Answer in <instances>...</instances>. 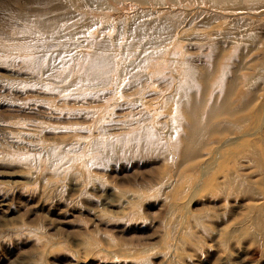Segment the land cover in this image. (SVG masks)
I'll use <instances>...</instances> for the list:
<instances>
[{"label": "rangeland", "instance_id": "obj_1", "mask_svg": "<svg viewBox=\"0 0 264 264\" xmlns=\"http://www.w3.org/2000/svg\"><path fill=\"white\" fill-rule=\"evenodd\" d=\"M110 2L0 0V264H264L261 177L258 198L199 187L198 167L229 144L183 165L167 129L176 59L200 71L213 40L133 47L154 40L156 19ZM239 54L264 63V50Z\"/></svg>", "mask_w": 264, "mask_h": 264}, {"label": "bare ground", "instance_id": "obj_2", "mask_svg": "<svg viewBox=\"0 0 264 264\" xmlns=\"http://www.w3.org/2000/svg\"><path fill=\"white\" fill-rule=\"evenodd\" d=\"M80 1L92 8H105L110 1L119 5L129 1L133 4L130 6L136 8L134 12L139 14L138 18L149 16L156 19V22L151 23L155 27L154 40L151 42L137 40L132 44L133 47L141 46L173 53L184 40H213L210 44L218 54L209 57L200 71H195L190 66L185 67L183 59L182 61H178L181 59L179 57L176 59L175 65L180 69L181 75L185 76L183 77L185 80L181 81L175 94L169 97L170 113L173 114H169V122H172L168 124L167 129L172 130L173 146L183 165L196 157L200 149L208 148V145L220 138L222 140L220 142L229 144L226 151L223 148L216 152L218 158L204 161L198 167L201 177V180H198L201 184L199 187L218 195L240 192L258 198L259 196L252 192V178L256 175L261 177L259 185L263 187L257 189L263 192L264 63L258 56L239 61V51L244 49L250 54L253 51L264 50V32L249 31L247 24L264 22V0ZM229 20L232 23H240L238 25L240 30L235 35L230 36L228 29L220 32V28ZM220 37L232 38L224 42L215 40ZM230 50L238 53L230 55L228 54ZM212 65L216 69H212ZM231 65L236 67L234 72L239 73L244 69L249 71L240 77L237 74L231 76L227 73V66ZM210 80L213 82H209ZM239 85L242 87L240 92L237 90ZM256 99H263V103L253 108L252 104ZM225 116L230 117L231 121L211 124L213 120ZM230 124L232 129H228ZM227 130L230 135L228 139L225 138ZM213 137L215 139L211 141ZM217 148L219 149V145ZM215 166L216 171H213ZM245 166L252 169L248 172ZM217 177H225V180L217 181ZM263 206L264 202L260 208Z\"/></svg>", "mask_w": 264, "mask_h": 264}]
</instances>
